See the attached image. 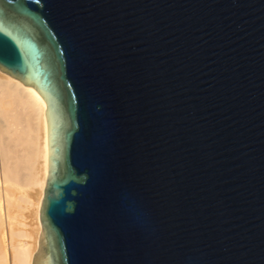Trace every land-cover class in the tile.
Wrapping results in <instances>:
<instances>
[{
    "label": "water",
    "instance_id": "water-1",
    "mask_svg": "<svg viewBox=\"0 0 264 264\" xmlns=\"http://www.w3.org/2000/svg\"><path fill=\"white\" fill-rule=\"evenodd\" d=\"M0 70L46 102L32 264H264V0H0Z\"/></svg>",
    "mask_w": 264,
    "mask_h": 264
},
{
    "label": "bare ground",
    "instance_id": "bare-ground-1",
    "mask_svg": "<svg viewBox=\"0 0 264 264\" xmlns=\"http://www.w3.org/2000/svg\"><path fill=\"white\" fill-rule=\"evenodd\" d=\"M45 110L46 102L32 86L0 70V264H32L38 249L48 174ZM32 187L40 193L36 202L27 197ZM15 192L27 198L13 209ZM30 207L34 218L23 213H31Z\"/></svg>",
    "mask_w": 264,
    "mask_h": 264
},
{
    "label": "rangeland",
    "instance_id": "rangeland-1",
    "mask_svg": "<svg viewBox=\"0 0 264 264\" xmlns=\"http://www.w3.org/2000/svg\"><path fill=\"white\" fill-rule=\"evenodd\" d=\"M26 191H27V197H28V198H30V199L33 200L34 202H36V201L38 200V198H39V196H40V193H39V191L37 190L36 187L27 188ZM15 196H16V198H15V200H14V202H13V204H14V205H13V209H14L15 207H17L18 205L23 204L25 198H27V197H25L24 199L19 198V197H18V192H15ZM30 208H31V213H30L29 210L24 211L23 213H24V215H25V214H29L32 218H34V217H35V214H34L35 211H34L33 207H30ZM17 218H18V219L21 218V215H18ZM32 218H31V220L34 221V219H32ZM32 221H30V222H32Z\"/></svg>",
    "mask_w": 264,
    "mask_h": 264
}]
</instances>
